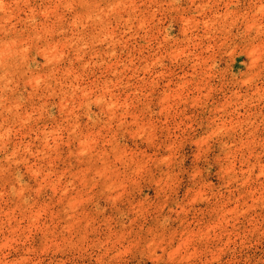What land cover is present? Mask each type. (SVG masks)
<instances>
[{
  "label": "clouds",
  "instance_id": "9594fccd",
  "mask_svg": "<svg viewBox=\"0 0 264 264\" xmlns=\"http://www.w3.org/2000/svg\"><path fill=\"white\" fill-rule=\"evenodd\" d=\"M146 2L0 0V264H130L138 250L152 264H189L187 249L174 244L184 233L171 225L181 216L187 220L200 201L230 198L256 168L264 177V137L257 136L264 128V0H187V7L185 0H151V12L142 8ZM170 14L183 21V41L165 49L173 39L166 35L149 56L129 52L121 59L118 45L169 32L171 25H162ZM234 28L239 43L231 38ZM204 38L223 40L250 61L246 72L233 77L237 87L223 107L209 105L216 49L204 46ZM166 59L173 65L191 62L192 78L181 77L173 87L176 77ZM189 103L213 116L203 135L197 136L203 125L192 117L171 123ZM256 103L262 111L250 112ZM82 115L87 123H81ZM126 132L149 146L166 132L167 155L127 148L121 143ZM237 134L239 142H232ZM188 140L205 159L218 144L219 187L206 182L210 169L180 168L178 148ZM70 161L76 164L65 163ZM161 167L167 171L157 175L153 169ZM185 175L190 188L176 200ZM149 186L158 189L154 199L143 195ZM45 190L56 200L41 202ZM133 193L140 198L130 203L131 223L106 215L97 203L106 198L116 204ZM250 199L243 211L221 222L228 243L242 239L239 217L264 211V180ZM146 218L152 221L147 229ZM255 233L264 239V217L250 229ZM14 252L21 254L10 259Z\"/></svg>",
  "mask_w": 264,
  "mask_h": 264
},
{
  "label": "rangeland",
  "instance_id": "374dc122",
  "mask_svg": "<svg viewBox=\"0 0 264 264\" xmlns=\"http://www.w3.org/2000/svg\"><path fill=\"white\" fill-rule=\"evenodd\" d=\"M149 4H151V0L142 3V8L151 12L153 9L149 7ZM185 7H187V0H185ZM220 11L223 12L224 9L221 8ZM157 16H160V13H157ZM169 25H171V30L167 33L161 32L158 38L155 36L147 38L142 35L136 37L126 48L122 45H118V51L123 53L121 59H126L129 52H131L133 57L140 55L149 56L152 51H155V49L159 47V42H164L166 35L171 36L173 39L168 40L163 44L165 49L170 45H173L174 41H183V21L178 16L170 14L163 20L162 27L168 29ZM197 35L198 37H203V33H198ZM231 38L235 43L240 42L238 29H232ZM225 39H227V37H225ZM202 43L210 49H216L213 54L216 68L213 77L209 81L212 89L209 93V105L223 107L230 103L229 98L236 90L237 85L233 77L246 72L247 64L250 61L246 54L237 55L236 52L233 51V47L224 43L223 40L204 38ZM182 50V47L177 48L178 52ZM237 51L239 50L237 49ZM207 58L208 53L204 52L202 54V59ZM37 60H39L41 64L44 63L43 56H38ZM165 64L169 66V71H171L176 77V80L173 81V87L181 77H186L188 79L192 78L193 66L191 62L187 64L173 65L170 60L166 59ZM156 71L159 72L162 71V69L157 68ZM99 75L100 73L97 71L96 76ZM141 75H143V73H141ZM168 79L162 81V84L167 85ZM240 91L247 94V89H241ZM181 107L183 108V112L175 116L171 123L176 124L186 117H192L198 123L203 125V127L197 128V136L203 135L207 130L209 122L213 118L212 114L207 110L194 107L192 103L182 105ZM157 108L158 105L154 102L153 111H156ZM56 111L59 118L58 110ZM93 111L99 112V109L94 107ZM240 111L244 112L245 110L242 108ZM249 111L252 113H259L262 111L261 105L256 103L249 109ZM216 115H219V113H216ZM129 119H131V117H129ZM80 120L82 124L87 123V116L82 115ZM166 136L167 133L165 132L161 136V141L158 144L149 146L126 132L122 136L121 143L134 151H146L149 156L162 157L167 155L168 151V142L165 139ZM257 136L264 137V128L258 130ZM239 140L240 136L237 134L233 137L232 142L238 143ZM64 151L65 154H67L68 149L65 148ZM178 152L180 168L188 171H191L193 168L210 169V171L205 173L206 182L216 187L220 186L222 183V177L218 175L219 168L216 163V158L219 153L218 144L213 145V150L207 153L206 159L201 157V149L197 144L192 143L191 140L185 141L182 146L178 148ZM254 160L255 158H253V161ZM65 163H70L71 165L76 164L75 161ZM65 163H62L60 167L63 168ZM244 167L246 169L247 165ZM153 171L156 172L157 175H162L167 169L161 167L154 168ZM259 172L260 169L256 168L251 174L249 183L235 191L230 198L226 196V198L219 203L216 201H200L197 203L195 213H189L187 220H184L183 216H181L171 225L173 231L184 233L183 238L177 239L174 241V244L181 252L187 249V253L190 256L189 264H208L210 261L212 264H264V239L260 238L259 233L250 234V229H252L253 224H258L261 218L264 217V211H261L260 209L250 210L249 212H246L244 216L239 217L237 231L242 239L233 238L234 243H228V237L224 236L219 230L222 221L232 217L237 210L243 211V202L245 200L251 204L252 201L250 196L252 193L258 191L260 180H264V177H259ZM242 175H244V173H242ZM25 179L28 180L29 183L35 184V181L28 175H25ZM233 187H235V185ZM189 188L190 185L187 183V176H182V182L176 188L174 199L183 200ZM157 191L158 189L155 186H149L144 189L143 195L154 199ZM139 198L140 197L136 193H133L127 198V200L117 202L116 204H113L112 201L107 200L106 198L99 199L97 203L98 206L104 210L106 215H122V219L125 222L131 223V220H134L135 216L132 214L133 209L131 208L130 203H134ZM40 200L41 202L55 201L56 195L51 190H45L41 193ZM172 207H174V205L170 204L167 208H164L163 214L168 215L169 209ZM171 215L175 217L176 213L172 212ZM129 217H131V219H129ZM143 224L144 228L147 229L151 227L152 221L150 218H146L143 221ZM200 236H204L205 238L199 239ZM209 237L216 238L210 239ZM36 243H40L39 235L36 237ZM19 254L21 253L14 252L9 258H15ZM130 264H152V262L145 253L138 250L130 257Z\"/></svg>",
  "mask_w": 264,
  "mask_h": 264
}]
</instances>
